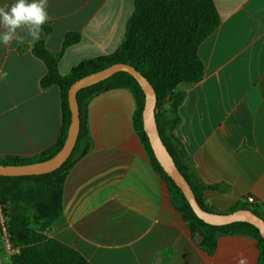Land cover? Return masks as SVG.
I'll return each instance as SVG.
<instances>
[{
	"label": "crops",
	"instance_id": "obj_1",
	"mask_svg": "<svg viewBox=\"0 0 264 264\" xmlns=\"http://www.w3.org/2000/svg\"><path fill=\"white\" fill-rule=\"evenodd\" d=\"M220 26L198 49L204 77L180 83L185 93L175 129L201 181L228 191L206 190V203L228 213L247 196L264 212V0H213ZM14 0H0V6ZM133 0H49V22L40 37L62 53L58 70L114 53L124 40ZM44 28H50L48 32ZM78 43L64 49L67 34ZM37 41V40H36ZM0 44V159L36 157L58 140L62 126L59 86L43 88L48 69L34 43ZM136 101L128 89L94 96L86 106L91 149L70 170L63 213L44 232L78 251L88 264H237L243 253L258 264L259 244L225 235L214 254L174 207L134 127ZM2 248L0 264H12Z\"/></svg>",
	"mask_w": 264,
	"mask_h": 264
},
{
	"label": "trees",
	"instance_id": "obj_2",
	"mask_svg": "<svg viewBox=\"0 0 264 264\" xmlns=\"http://www.w3.org/2000/svg\"><path fill=\"white\" fill-rule=\"evenodd\" d=\"M135 9L130 17L123 42L112 54L81 61L72 70L61 75L58 63L62 53L49 51L44 37L34 43L33 53L44 61L48 72L41 81L43 88L57 85L61 91L62 126L57 142L42 154L33 158L7 156L0 159L3 165H22L46 161L63 147L71 123L68 102L70 87L79 79L103 70L113 64L133 66L152 84L157 102L155 117L160 137L172 156L177 168L189 182L200 206L207 212L219 213L204 198L206 190L228 191V187L204 184L193 162L188 158L182 142L174 131L181 123L179 107L185 93L177 92L180 83H198L204 77V64L198 54L201 43L221 23L213 0H133ZM46 32L50 28H44ZM80 34L66 35L64 49L79 42ZM128 89L134 95L136 111L134 127L156 171L168 185L174 207L190 225L192 232L202 236L203 250L215 253L218 240L225 235H244L258 241L260 257L264 264V238L258 228L247 222L216 226L205 223L194 213L185 194L175 184L158 162L149 138L144 131L143 110L145 94L137 80L127 72L81 89L77 99L80 107V133L73 153L57 170L34 176H0V203L9 208L11 240L19 252L11 257L12 264H88L78 251L54 239L44 232L63 213V191L66 178L74 164L91 149L86 122L87 103L96 95L112 89ZM250 209L264 220V212L248 204H239L228 213Z\"/></svg>",
	"mask_w": 264,
	"mask_h": 264
},
{
	"label": "water",
	"instance_id": "obj_3",
	"mask_svg": "<svg viewBox=\"0 0 264 264\" xmlns=\"http://www.w3.org/2000/svg\"><path fill=\"white\" fill-rule=\"evenodd\" d=\"M119 72H127L132 75L145 94V106L143 110V126L146 132L155 157L165 170V172L172 178L175 184L185 194L190 203L194 213L197 217L205 223L222 226L229 225L236 222H247L254 225L260 231L264 238V220L256 215L250 209H241L231 213H211L205 211L199 204L189 182L177 168L172 156L164 145L157 126L155 117V108L157 96L154 87L144 75L136 68L129 64L117 63L113 64L103 70L87 75L76 81L69 89L68 102L71 110V123L67 139L62 149L52 158L30 164L22 165H3L0 164V176L8 177H22L34 176L51 173L60 168L71 156L76 146L78 136L80 133V107L78 104V92L86 87L92 86L102 82Z\"/></svg>",
	"mask_w": 264,
	"mask_h": 264
},
{
	"label": "clouds",
	"instance_id": "obj_4",
	"mask_svg": "<svg viewBox=\"0 0 264 264\" xmlns=\"http://www.w3.org/2000/svg\"><path fill=\"white\" fill-rule=\"evenodd\" d=\"M48 7L49 0H14L0 6V44H23L28 38L39 40L44 25L50 20ZM8 76L9 72L0 68V80ZM237 264H249V260L239 253Z\"/></svg>",
	"mask_w": 264,
	"mask_h": 264
},
{
	"label": "built area",
	"instance_id": "obj_5",
	"mask_svg": "<svg viewBox=\"0 0 264 264\" xmlns=\"http://www.w3.org/2000/svg\"><path fill=\"white\" fill-rule=\"evenodd\" d=\"M245 202L253 207L259 204L258 200L252 195L247 196ZM9 227V208L0 203V240L5 252L13 256L19 252V248H16L12 243Z\"/></svg>",
	"mask_w": 264,
	"mask_h": 264
}]
</instances>
